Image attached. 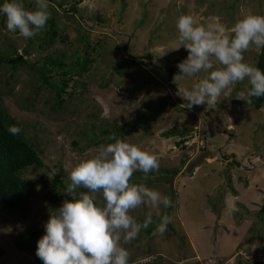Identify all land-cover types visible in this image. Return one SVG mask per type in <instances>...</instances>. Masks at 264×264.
I'll return each mask as SVG.
<instances>
[{
    "label": "rangeland",
    "instance_id": "rangeland-1",
    "mask_svg": "<svg viewBox=\"0 0 264 264\" xmlns=\"http://www.w3.org/2000/svg\"><path fill=\"white\" fill-rule=\"evenodd\" d=\"M74 2L78 3L77 14L62 10ZM23 3L28 10L35 8L34 0ZM49 12L57 33L51 44L43 41L49 21L38 36L25 40L8 32L5 17L0 16V57L20 55L25 60L14 71L0 65V106L39 145L48 167L47 171L30 167L21 173L26 199L19 210L8 212L0 205V264H42L35 255L36 244L26 234L44 232L49 216L71 198L58 189V197L51 199L50 180L61 171L64 183H70L71 168L101 145L114 142L109 139L112 136L158 158L155 176L145 177L137 171L130 183L144 184L172 201L170 208L160 209L162 215L172 217L163 236L153 235L159 217L150 207L131 211L141 223L148 213L153 216L152 224L136 240L121 241L130 253L129 264H150L160 258L161 264H264V214L260 215L264 105L255 110L235 98L246 90L244 81L223 93L215 109L201 105L188 110L177 91L191 87L206 74L173 79L179 73L178 63L187 57L182 46L174 49L180 16L192 15L206 26L219 20L230 28L248 14L264 15V0H49ZM84 36L92 48L87 53L93 59L90 71L73 79L76 83L69 90L73 96L64 97L62 111L51 112L53 92L46 87L38 95L31 92L39 78L32 65L40 66L45 56H57L58 51L79 57ZM59 38L67 42L62 44ZM259 52L250 47L244 53L245 61L254 65ZM124 58L133 64L118 74L117 65ZM125 126L118 135L114 131ZM173 128L191 132L182 138H165ZM105 129L108 135L100 133ZM204 152L208 156L202 164L186 174L187 166ZM80 193L89 194L83 188L77 189ZM96 198L103 202L99 194Z\"/></svg>",
    "mask_w": 264,
    "mask_h": 264
},
{
    "label": "clouds",
    "instance_id": "clouds-1",
    "mask_svg": "<svg viewBox=\"0 0 264 264\" xmlns=\"http://www.w3.org/2000/svg\"><path fill=\"white\" fill-rule=\"evenodd\" d=\"M34 4L35 8L28 10L23 0L0 3V16L5 17L8 32L28 40L46 28L49 0H34ZM176 28L178 43L174 49L182 46L187 57L178 63L174 81L206 74L191 87L177 91L183 108L204 105L215 109L223 93L244 81L247 88L238 92L236 99L250 105L254 98L264 97V71L244 59L250 47L264 50V15L248 14L230 28L219 20L206 26L192 15H182ZM7 131L17 136L22 129L9 125ZM109 139L114 142L101 145L69 171L70 183L62 193L71 198L49 216L43 225L44 234L36 242L35 255L42 264H129L130 253L121 241L136 240L152 224L153 212L159 217L153 235L167 232L172 217L162 215L160 209L172 206L170 197L144 184L130 183L134 172H142L145 177L158 172V158L115 136ZM80 188L89 194L77 195ZM96 194L102 197V203ZM142 205L153 212L141 223L130 213Z\"/></svg>",
    "mask_w": 264,
    "mask_h": 264
},
{
    "label": "trees",
    "instance_id": "trees-1",
    "mask_svg": "<svg viewBox=\"0 0 264 264\" xmlns=\"http://www.w3.org/2000/svg\"><path fill=\"white\" fill-rule=\"evenodd\" d=\"M78 3L74 2L71 7H62L63 11L73 12L77 14ZM99 15V14H98ZM100 16V15H99ZM97 22L101 23V18L97 17ZM49 31L45 33L44 42L51 44L54 39L57 38V33L55 31V19L49 20ZM51 31V33H50ZM60 43L67 42L66 39L59 38ZM82 53L79 57L71 58L64 51H58L57 56H45L41 60L40 66L32 65L33 70L38 74L39 78L37 83L32 88L31 92L38 95L39 91L46 87L53 92L52 104L50 106V111L54 113H60L63 109L64 97L67 96L71 98L73 96L72 90L69 91L73 85L76 83L73 79L78 77H83L86 75L91 68L93 59L89 58L87 53L92 48H90L89 38L86 36L82 37ZM8 65L11 71H14L15 66H21L25 64V60L22 57L16 56L14 58H3L0 57V65ZM38 64V63H37ZM132 65L133 60L124 58L121 63L117 65V73L120 74L126 65ZM254 66L260 68L264 71V50H260L258 58ZM168 73L172 76L173 71L171 67L167 68ZM11 77V74L8 75ZM77 81V80H76ZM79 81V80H78ZM144 84H142L139 89H142ZM255 110H260L264 105V97L254 98L253 103L250 104ZM24 109H28L27 107ZM159 112V110H157ZM158 112L156 114H158ZM207 115V112H204ZM155 119V115L152 117ZM9 125H16L22 129L21 133L17 136L11 135L7 128ZM126 127H116L114 131L116 134H120L126 130ZM189 130H178L173 128L164 134L165 138L171 137H183L184 135L190 133ZM104 135H108V130H103L100 132ZM92 135H95L92 133ZM204 136V135H203ZM181 142V141H180ZM77 146L76 143H73ZM39 145L32 142L27 136L24 126L16 122L11 118L0 106V205L5 208L8 212H15L19 210L24 204L26 199L25 193V181L21 178V173L27 168H34L38 170H48L45 165L42 152L38 150ZM205 151V150H203ZM82 152V151H81ZM165 174H177L176 170L162 171ZM142 172H138V175H142ZM157 173L151 172L148 176H155ZM64 174L60 171L53 175L50 180V189L48 190L51 199L58 197V189L63 190L68 184H65L63 179ZM264 214V204L260 209V215ZM263 217H260V222ZM151 231H147L149 234ZM44 234L42 230H35L26 234V239L30 242L36 244L37 240ZM253 242L252 240L250 243ZM3 256V252L0 250V257ZM160 259H154L150 264H161ZM198 263V262H196ZM183 264H192L190 262H184Z\"/></svg>",
    "mask_w": 264,
    "mask_h": 264
},
{
    "label": "water",
    "instance_id": "water-1",
    "mask_svg": "<svg viewBox=\"0 0 264 264\" xmlns=\"http://www.w3.org/2000/svg\"><path fill=\"white\" fill-rule=\"evenodd\" d=\"M208 156V153L204 152L201 155H199L195 160H193L186 168L185 173L189 174L191 173L194 169H196L199 165L202 164L204 158Z\"/></svg>",
    "mask_w": 264,
    "mask_h": 264
}]
</instances>
